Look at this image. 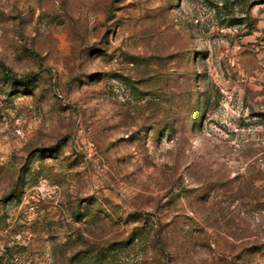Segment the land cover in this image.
<instances>
[{
    "label": "rangeland",
    "instance_id": "374dc122",
    "mask_svg": "<svg viewBox=\"0 0 264 264\" xmlns=\"http://www.w3.org/2000/svg\"><path fill=\"white\" fill-rule=\"evenodd\" d=\"M0 264H264V0H0Z\"/></svg>",
    "mask_w": 264,
    "mask_h": 264
},
{
    "label": "trees",
    "instance_id": "16d2710c",
    "mask_svg": "<svg viewBox=\"0 0 264 264\" xmlns=\"http://www.w3.org/2000/svg\"><path fill=\"white\" fill-rule=\"evenodd\" d=\"M0 71L7 78H11L13 75L12 71L2 61H0Z\"/></svg>",
    "mask_w": 264,
    "mask_h": 264
}]
</instances>
